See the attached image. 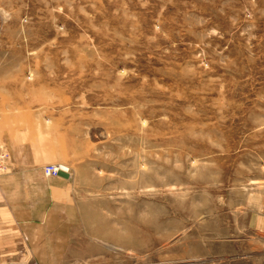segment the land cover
Segmentation results:
<instances>
[{
  "label": "rangeland",
  "instance_id": "rangeland-1",
  "mask_svg": "<svg viewBox=\"0 0 264 264\" xmlns=\"http://www.w3.org/2000/svg\"><path fill=\"white\" fill-rule=\"evenodd\" d=\"M0 142L65 264H264V0H0Z\"/></svg>",
  "mask_w": 264,
  "mask_h": 264
},
{
  "label": "crops",
  "instance_id": "crops-1",
  "mask_svg": "<svg viewBox=\"0 0 264 264\" xmlns=\"http://www.w3.org/2000/svg\"><path fill=\"white\" fill-rule=\"evenodd\" d=\"M9 163L0 177V264H65L79 228L74 221L59 223L63 215L58 204H68L69 178L46 177L42 159ZM65 226V240L55 237ZM54 236V237H52ZM58 251H66L57 255ZM49 259V260H47Z\"/></svg>",
  "mask_w": 264,
  "mask_h": 264
},
{
  "label": "built area",
  "instance_id": "built-area-1",
  "mask_svg": "<svg viewBox=\"0 0 264 264\" xmlns=\"http://www.w3.org/2000/svg\"><path fill=\"white\" fill-rule=\"evenodd\" d=\"M9 163V153L6 149L5 145L0 142V176L5 174L8 170ZM44 174L46 177H59V172L62 170H58L54 165H47L43 168Z\"/></svg>",
  "mask_w": 264,
  "mask_h": 264
},
{
  "label": "water",
  "instance_id": "water-1",
  "mask_svg": "<svg viewBox=\"0 0 264 264\" xmlns=\"http://www.w3.org/2000/svg\"><path fill=\"white\" fill-rule=\"evenodd\" d=\"M59 177H61V178H67L68 179L70 177V175L67 172L60 171L59 172Z\"/></svg>",
  "mask_w": 264,
  "mask_h": 264
},
{
  "label": "bare ground",
  "instance_id": "bare-ground-1",
  "mask_svg": "<svg viewBox=\"0 0 264 264\" xmlns=\"http://www.w3.org/2000/svg\"><path fill=\"white\" fill-rule=\"evenodd\" d=\"M58 170H60V169H58Z\"/></svg>",
  "mask_w": 264,
  "mask_h": 264
}]
</instances>
